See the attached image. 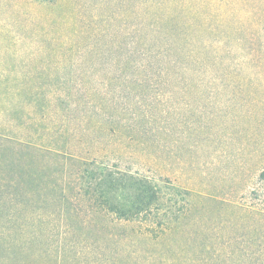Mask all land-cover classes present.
Instances as JSON below:
<instances>
[{
	"label": "rangeland",
	"instance_id": "rangeland-1",
	"mask_svg": "<svg viewBox=\"0 0 264 264\" xmlns=\"http://www.w3.org/2000/svg\"><path fill=\"white\" fill-rule=\"evenodd\" d=\"M54 12L51 19L45 9L0 0V136L56 148L68 144L70 152L160 182L168 179L195 197L186 215L158 234L139 221H110L104 212L90 223L82 222L84 214L56 217L54 229L27 226L26 233L11 223L9 234L29 253L26 264H239L240 254L241 264H248L245 251L260 243H254L250 227L264 231L258 212L264 207V71L244 65L223 79V73L208 71L206 65L167 76L125 70L113 62L121 53L135 54L138 40L149 46L167 38L194 40L200 46V40L233 34L234 55L242 64L244 54L236 42L251 28L259 31L264 0H57ZM49 27L78 46L67 53L57 49V42L39 31ZM114 40L121 43L111 53L89 49ZM65 78L71 80L68 86ZM56 86L74 88L70 100L76 110H68L71 122L65 127L70 131L62 133L55 125L58 99H51L52 114L43 117L42 93V100L31 94ZM31 156L44 158L0 142V167L7 179L23 174L20 163ZM56 167L41 172L46 183ZM33 185L37 194L35 206H26L29 215L39 205L38 192L47 202L56 196ZM53 204L46 209L56 210ZM19 222L27 223L24 217ZM33 232L38 234L32 239L28 234Z\"/></svg>",
	"mask_w": 264,
	"mask_h": 264
},
{
	"label": "trees",
	"instance_id": "trees-1",
	"mask_svg": "<svg viewBox=\"0 0 264 264\" xmlns=\"http://www.w3.org/2000/svg\"><path fill=\"white\" fill-rule=\"evenodd\" d=\"M19 1L36 10L45 9L50 18H54L51 14H55L54 7L57 0ZM261 23L257 25L259 27L258 32L255 31V27L251 28L236 42L240 46L237 51L240 52L242 49L241 54H244L242 64L234 55L235 50L232 48L234 45L232 41L235 42L236 40L231 34L219 41L210 38L200 40V46L194 40L172 41L167 38L161 44L154 46H149L150 44L147 42L138 40L136 53L134 54V50L127 51L125 54L121 53L119 59L114 60L113 66L125 70H129V68H137L143 71L156 70L158 73L165 72L167 76L195 72L198 68H203L206 65L208 71L223 73V75H229L233 70L239 71L244 65L246 67L254 66L259 71H264V20ZM39 31L43 33L44 37L57 42V49L63 50L65 53L73 51L78 46L77 41L65 40L57 36L56 31L58 30L55 28L49 27L45 30L39 29ZM78 31L79 29L75 27L74 32ZM120 43L114 40L107 46H100L105 45V43H100L96 48L91 44L89 49L102 53L98 50L101 49L111 53L113 47L120 46ZM195 51L199 53L203 51V56H196ZM194 52L195 54H193ZM216 77L217 75L214 79L218 80ZM225 78L227 76L224 75L223 79ZM70 81V79L65 78L63 83L68 86ZM73 89L72 87L64 90L56 86L43 92L37 89L31 90L32 98L41 99L39 96L42 93L43 99H45L40 106L43 117L52 114L48 108L51 99L53 98L55 101L58 99L57 105L61 108L60 116H57L58 113L54 115L60 119L55 122V125L61 133L65 128L70 131L68 126L65 127L68 124L67 122H71V111L68 110L70 108L76 110L74 102L70 100L74 94ZM30 135V138L42 141L40 140L41 136ZM0 142L13 146L19 152L20 150H27L38 155L42 154L44 157L42 160H38L31 156L27 159V162L20 163L21 167L25 168L24 173L20 174L19 171L17 176L13 173L8 179L0 167V251L3 252L1 254L3 255L1 258L2 264H14L15 261L16 264H22L25 261L29 263L27 250L24 252L21 244L17 242L18 238L9 234L7 227L11 223L15 225L18 223L17 229H22L26 233L27 226L33 230L38 226L54 229V226L57 225L54 224L56 217L61 221L65 217L68 219V216L81 217V214H84L87 218H83L82 222L90 223L91 217L104 212L110 216V221H139L147 224L146 229L149 233L158 234L170 229L174 223L178 222L180 217L186 215L194 204L195 195L193 192L173 184L168 179H161L162 182H160L139 172L124 170L116 164L100 161L96 157L83 156L81 152H70L68 151V144H57L58 148H56V145L55 147H48L43 142L32 140L19 142L7 136H0ZM14 154L19 156L17 151ZM21 159L23 160V156ZM54 163L58 164V168L56 167L57 170L51 173L52 180L46 183L43 180L44 178L41 177V172L51 169ZM67 164H74L75 167L65 169ZM30 165L36 166L37 169L31 168ZM262 175L264 178V172H262ZM33 184L39 185L41 190L46 189L50 194L55 192L56 196L47 202L45 198H41V193L38 192L37 202L39 205L36 206V211L34 210V213L29 215L26 206L29 204L35 206L34 201L37 194ZM64 185L65 187H71L64 188ZM58 187H60L59 191H57ZM47 191L46 193H48ZM70 192L76 196H68ZM79 195L86 197L90 204L85 205L78 198ZM28 200L30 201L28 202ZM51 203L56 206V210L53 212L46 209V206L51 205ZM243 209L247 212L257 213L256 208L252 211H249V208L246 207ZM258 212L264 218V207ZM21 217H24L27 223L19 222ZM97 218H99L98 215ZM69 226L66 222L65 227ZM260 228L261 226L257 225L250 227V229H253L254 235L252 238L255 240L254 243L256 244L259 241L260 243L259 246L245 251L244 255L249 259L248 264H264V231H260ZM37 234L38 232H33L28 235L33 239L36 238ZM49 235H52V233H49ZM18 246L21 248L19 247L20 249L16 250L15 248ZM238 257L237 262L241 264V254Z\"/></svg>",
	"mask_w": 264,
	"mask_h": 264
}]
</instances>
